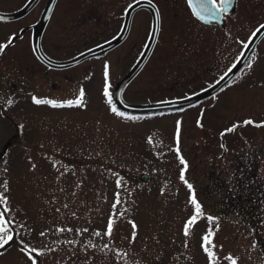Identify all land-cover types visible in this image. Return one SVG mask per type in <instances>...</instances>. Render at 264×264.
I'll list each match as a JSON object with an SVG mask.
<instances>
[{"label":"rangeland","instance_id":"rangeland-1","mask_svg":"<svg viewBox=\"0 0 264 264\" xmlns=\"http://www.w3.org/2000/svg\"><path fill=\"white\" fill-rule=\"evenodd\" d=\"M155 1L160 6L162 22L153 51L139 78L144 74L150 78L160 69L170 71L172 68V72L174 67L180 66L177 61L187 65L189 57L194 55L192 52L207 51L211 57V62L206 63L210 70L203 71L206 74H201L195 84L163 89L158 95L161 98L189 93L215 79L238 53L241 54L253 30L264 19V12L252 8L244 14V24L237 14L224 31L200 23L176 0L169 5L162 0ZM117 5L110 0H99L95 10L84 7L78 28L72 29L69 25L67 29L68 35L74 37L66 46L61 45L63 56L71 57L108 40L118 26L109 20ZM149 31L150 21L135 16L132 36L112 49V55L106 52L78 65L92 71L94 81L85 83L89 93L84 95L82 127L78 118H72L63 127L62 138L53 140L55 148L32 143L29 140L32 134L27 131L28 121L19 124L20 143H9L7 140L13 129L8 123L0 124V220L3 221L0 227L12 236L0 253V264H92L95 259L115 258L118 262L114 261V264L123 261L130 264H233L228 256L220 255L211 223L207 224L204 214H198L201 207L197 210L193 199L184 196L162 200L153 198L150 192L146 193L148 198H138L129 195L124 187L127 183L125 174H133L136 178V173L146 170L141 166L128 170L127 164L131 160L126 158L127 134L131 137V148L136 137H148L149 133L154 135L151 139L156 145L157 130L150 124L144 128L131 124L128 129L114 123V115L103 101L109 94L110 84L100 72L107 66L110 70L104 73L116 80L136 61ZM144 32L143 39L135 41ZM248 73H257L258 82L263 84H256L254 88L259 105H263L264 38L257 44L239 81L227 89L228 99L242 97L251 102L253 89L246 86L253 79H242ZM133 89L134 86H130L129 91ZM129 91L124 94L128 99H145L156 94L149 91L148 96H133ZM45 110L44 104H36L35 133L43 138L53 137L57 121L54 118L47 120ZM257 124L249 127L252 132L249 136L261 145L264 144V124ZM260 154L264 167V151ZM139 161L134 162L139 165ZM112 162H118V166H113ZM168 172L173 171L152 170L155 179L164 178ZM196 216L198 218L194 219ZM4 234L0 232V236ZM222 236V243L228 242L230 248L235 247L233 238L227 240L224 234ZM243 238L247 252L241 257L242 251H237L241 257L238 264H252L247 258H255L254 264H264L261 257L252 252L253 238L248 229L243 232Z\"/></svg>","mask_w":264,"mask_h":264},{"label":"flooded vegetation","instance_id":"flooded-vegetation-1","mask_svg":"<svg viewBox=\"0 0 264 264\" xmlns=\"http://www.w3.org/2000/svg\"><path fill=\"white\" fill-rule=\"evenodd\" d=\"M92 1L93 4H85L83 0H0V45L5 46L0 52V124L8 123L13 129L7 140L9 143H20L19 124L23 125L27 121V124L29 123L27 131L32 134L29 140L37 145L44 143L50 148H55L53 140L62 138V129L72 118H78L82 127L84 95L89 93L88 85L85 87V83H94L93 75H91L93 72L79 68L78 65L83 62L65 68L48 66L43 62L42 57L57 61L70 58L63 56L65 53L60 47L66 46L68 40L74 37L73 34L68 35L67 29L69 25L72 29L78 28L84 7L90 6V10H95L98 6L99 0ZM110 1L118 4L113 9L115 13L109 17L110 21L118 24L109 37L113 38L120 31L127 8L139 0ZM150 1L156 5L159 16L157 39L162 22L161 9L155 0ZM162 1L169 5L175 0ZM176 1L189 11L186 0ZM215 1L219 4V0ZM116 7H118L117 14ZM252 8L254 11L264 12V0H235L230 11L223 15L222 24L213 26L226 31L227 23L233 21L237 14L244 24V14H248ZM135 16L143 17V20L151 22L148 9H136L130 17L129 29L123 41L132 36L131 26ZM249 20L254 19L249 18ZM263 22L264 19L260 23ZM144 34L145 32L139 35L135 41H141ZM149 34L150 31L145 36L146 41ZM263 38L264 35L260 41ZM256 47L257 45L245 64L227 83L207 96L178 108L139 113L123 112L117 107L113 95L118 81L132 66L118 75L116 80L110 79V76L104 73L110 70L107 66L100 72V76H104V80H108L110 84L107 91L109 94L103 101L107 103L110 112L114 115V123L128 129L130 127L128 125L131 124L140 125L143 128L150 124L157 130L156 145L151 139L154 135L149 133L148 137H136L134 146L131 148V137L127 134L126 158L131 160L127 164L128 170L132 171L135 166H141L146 170L136 173V178L133 174H125L126 191L129 195L131 193L138 198H148L146 193L150 192L153 198L160 197L162 200L184 196L195 199L201 207L198 214H204L207 224L211 223L212 234H215L214 238L219 244L220 255L228 256L235 264L240 263L243 252H247L243 243L245 229L249 230V236L253 238L254 256H260L264 261V167L260 157V151H264V144L260 145L249 136L252 133L249 128L252 124H264V104L259 105L257 91L254 90L256 84L263 85L258 82L257 73H248L245 74L247 77L243 75L242 78L245 81L253 79L246 86V88L250 87V90L253 89L254 96L251 94L253 97L251 102L245 101L242 97L227 98V89L239 81L238 78L242 76L243 69L252 58ZM111 50L106 52L109 53ZM152 51L153 49L144 64ZM106 52L103 55L107 54ZM142 52L143 50L137 53L136 61ZM192 53L194 55L189 57L190 61L187 65L177 61L180 66L174 67L172 72V68L170 71L167 70L168 72L160 69L150 78L147 74L139 78L144 71L143 64L124 87L121 95L123 100L131 104H153L163 101H180L194 96L214 86L233 67L240 55L238 53L239 55L237 54L228 68L215 79L196 87L193 91L169 98L158 97L163 89L179 88L181 84H195L196 80L201 78V74H206L203 71L210 70L206 65L211 62L207 51ZM85 77H87L86 80ZM130 86H134L131 91H129ZM126 90L133 96H148L149 91L156 94L145 99H128L124 95ZM33 98L53 101L58 105L53 107L51 104H44L46 119L54 118L57 121L53 137L43 138L35 133L33 119L37 103ZM77 99H81L82 102L69 105V101ZM256 118L259 120L256 121ZM249 120L252 121L251 124L244 123ZM228 129L233 130L228 131ZM153 145L155 146L152 147ZM212 153H215L214 157ZM137 159L140 160L139 165L134 162ZM181 159L184 164H181ZM117 163L112 162V165L118 166ZM152 170L173 172H168L164 178L155 179ZM181 172H183V179H181ZM197 218V216L194 217V219ZM222 234L227 240L233 238L235 247L230 248L228 242L222 243L220 239ZM5 248V246L0 247V253ZM237 251H242L241 257H238ZM247 260L252 261V264L257 262L255 258H247ZM101 261L107 262L106 264L118 262L116 258L95 259L92 264H102ZM121 264L130 263L123 261Z\"/></svg>","mask_w":264,"mask_h":264},{"label":"water","instance_id":"water-1","mask_svg":"<svg viewBox=\"0 0 264 264\" xmlns=\"http://www.w3.org/2000/svg\"><path fill=\"white\" fill-rule=\"evenodd\" d=\"M234 0H229L227 10L224 12L218 13L216 16H213L210 14L208 9L211 7V5L207 4L206 0H187V3L190 7V10L192 14L201 22L203 23H209V24H222V14L228 12L232 5H233ZM215 3V2H214ZM221 4V0H220ZM217 6V5H216ZM141 7L147 8L152 17V24H151V33L148 39V42L146 44V47L144 48L140 58L137 60V62L133 65V67L126 73L124 76L123 80L119 83V85L116 88V101L121 109L125 110H133V111H150V110H163V109H171V108H177L181 106L188 105L192 103L193 101L200 99L202 97L207 96L208 94L212 93L215 91L217 88L222 86L223 84L227 83L231 77L239 70V68L243 65L245 62L246 58L250 54V52L253 50L255 44L258 42V40L261 38V36L264 34V28L259 27L257 31L253 34L249 42L247 43L242 55L238 59L237 63L230 69L229 72H227L213 87L200 92L196 96H193L191 98H188L183 101H170V102H162V103H157V104H151V105H131L128 103H125L121 99V91L124 88V86L129 82V80L138 72V70L142 67L143 63L147 59L150 51L153 48V45L155 43L156 35H157V30H158V15L155 6L146 0L138 1L132 4L126 11L123 25L121 28V31L119 34L114 37L113 39L99 45L93 48H90L88 50L83 51L82 53L78 54L77 56L64 60V61H55L51 59L44 58V62L53 67H68L71 65H74L76 63H79L85 59L91 58L98 56L107 50L115 47L118 45L125 37L128 27H129V20L132 15V13ZM219 8V7H217ZM264 25V24H262Z\"/></svg>","mask_w":264,"mask_h":264},{"label":"snow or ice","instance_id":"snow-or-ice-1","mask_svg":"<svg viewBox=\"0 0 264 264\" xmlns=\"http://www.w3.org/2000/svg\"><path fill=\"white\" fill-rule=\"evenodd\" d=\"M207 4L211 5V7L208 9V11L210 12L211 15L213 16H216L218 13L220 12H224L227 10V6H228V3H229V0H221V4H220V7L217 8L216 4L214 3V0H206ZM261 28H264V25H261L260 26ZM4 45H0V52L3 51L4 49ZM80 96L82 97L83 96V92L81 91L80 93ZM34 99V102L37 103V104H51L53 107H56L58 105H56L55 102L53 101H46V100H39V99H36V98H33ZM82 102L81 99H77V100H74V101H69V105L71 104H80ZM245 124H251L252 121H245L244 122ZM233 129H228V131H232ZM181 164H184V161L181 159ZM181 179H183V172H181ZM189 188H191V185H189ZM192 203L194 205H196V208L197 210H199V205L196 204V200L193 199L192 200ZM211 219V218H209ZM191 223V221L189 222ZM3 224V221L0 220V225ZM111 228H112V225H111V222H109V225H108V229H109V232H111ZM187 228V226H186ZM0 232H3L5 233L3 236H0V247H3L5 244H7L10 240H12V236L10 235H7L6 234V230L3 228V227H0ZM185 234L187 235V231L185 232ZM233 264H235V262H233Z\"/></svg>","mask_w":264,"mask_h":264}]
</instances>
